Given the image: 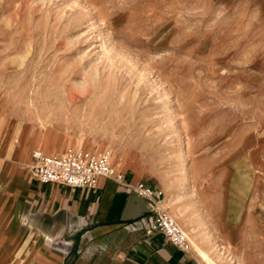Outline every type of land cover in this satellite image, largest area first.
Listing matches in <instances>:
<instances>
[{"label":"rangeland","instance_id":"obj_1","mask_svg":"<svg viewBox=\"0 0 264 264\" xmlns=\"http://www.w3.org/2000/svg\"><path fill=\"white\" fill-rule=\"evenodd\" d=\"M0 113L155 183L196 257L264 264V0H0Z\"/></svg>","mask_w":264,"mask_h":264},{"label":"crops","instance_id":"obj_2","mask_svg":"<svg viewBox=\"0 0 264 264\" xmlns=\"http://www.w3.org/2000/svg\"><path fill=\"white\" fill-rule=\"evenodd\" d=\"M25 122L0 113V262L11 252L7 264H203L192 249L182 252L161 233L149 231L146 200L132 189L104 178L94 188L34 178L32 152L62 153L51 154L54 142L40 137L38 129L22 140ZM43 130L52 133L46 126ZM120 173L126 183L142 182L132 172ZM144 184L158 189L155 183ZM259 193L264 196V184ZM250 206L251 224L261 234L251 243L264 254L262 227L254 215L263 216L254 208L264 209V203L256 199ZM241 220L219 217V224L236 233ZM242 239L241 233L234 249L247 244Z\"/></svg>","mask_w":264,"mask_h":264},{"label":"built area","instance_id":"obj_3","mask_svg":"<svg viewBox=\"0 0 264 264\" xmlns=\"http://www.w3.org/2000/svg\"><path fill=\"white\" fill-rule=\"evenodd\" d=\"M31 156L32 175L42 183H54L68 188H94L98 180L104 178L132 189L138 197L146 200L150 215L149 231L161 233L182 252L191 249L186 234L161 206L162 191L141 181L134 184L124 182L122 174L113 169L107 155L68 151L59 156H50L34 151Z\"/></svg>","mask_w":264,"mask_h":264},{"label":"bare ground","instance_id":"obj_4","mask_svg":"<svg viewBox=\"0 0 264 264\" xmlns=\"http://www.w3.org/2000/svg\"><path fill=\"white\" fill-rule=\"evenodd\" d=\"M9 121V120H8ZM3 122V121H2ZM4 123V122H3ZM8 125V124H7ZM3 129V128H2ZM5 130V129H4ZM39 151V150H38ZM251 159V158H250ZM250 161H252V160H250ZM253 165V164H252ZM256 166V165H255ZM113 167V166H112ZM244 167V166H243ZM113 169L116 171V169L113 167ZM116 172H118V171H116ZM240 173V172H239ZM248 177V176H247ZM234 179H235V177H234ZM233 180V179H232ZM231 182V181H230ZM238 182V181H237ZM234 183V182H233ZM241 185V184H240ZM242 186V185H241ZM251 187V186H250ZM230 188V187H229ZM246 188H247V186H246ZM232 189V188H231ZM248 189V188H247ZM234 191V190H233ZM248 191V190H247ZM231 192V191H230ZM234 193V192H233ZM231 194V193H230ZM230 198V197H229ZM233 199V198H232ZM243 200V199H242ZM163 202H166V200L165 201H163V200H161V202H160V204H161V206H162V203ZM229 205V204H228ZM263 206V205H262ZM163 207V206H162ZM239 208V207H238ZM243 208V207H242ZM259 208V206H256V208H254V209H256V210H259V212H262L263 213V211H264V209H258ZM261 210V211H260ZM237 214V213H236ZM173 217V216H172ZM219 217L220 218H223V219H229L230 220V217H231V214H230V212H229V210H221L220 211V213H219ZM174 218V217H173ZM234 218V217H233ZM240 218V217H239ZM239 218H237V220L236 221H239ZM175 219V218H174ZM179 223V225L186 231V236H187V239L189 240L190 239V233H189V229L181 222V221H179L178 222ZM177 223V224H178ZM241 232V231H240ZM197 237V236H196ZM208 237V236H207ZM209 240V239H208ZM199 242V241H198ZM228 242V241H227ZM209 243V242H208ZM191 244L193 245V246H195L196 248H198V246H200L198 243H196L195 241H193V238H191ZM231 247V246H230ZM198 256H199V258L205 263V264H215V262L209 257V255L207 254V251L206 250H204V248L202 249L201 247H199L198 248ZM10 254H11V252L0 262V264H7L8 262H9V258H10ZM31 263V262H30ZM27 264V263H26ZM231 264H239L237 261H233V263H231Z\"/></svg>","mask_w":264,"mask_h":264}]
</instances>
